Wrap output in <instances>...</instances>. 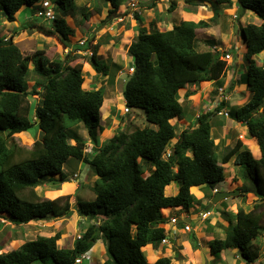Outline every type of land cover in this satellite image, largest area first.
<instances>
[{
  "label": "trees",
  "instance_id": "1",
  "mask_svg": "<svg viewBox=\"0 0 264 264\" xmlns=\"http://www.w3.org/2000/svg\"><path fill=\"white\" fill-rule=\"evenodd\" d=\"M39 1L0 0V19L14 23L22 8ZM68 1L54 0L64 17L70 10L66 8ZM124 1L101 0L107 6L106 22L116 16ZM155 1L152 0V7ZM223 2L231 8V0L216 1ZM236 3L241 11H251L261 21L258 26L249 24L239 29L247 63V71L239 83L248 87L251 98L232 107L221 101L213 110L200 114L196 126L182 129L178 137L176 123H171L173 119L177 122L185 119L178 92L206 82H215L219 89L228 72L227 62L222 59L228 52L217 49L200 52L197 48L195 31L209 28V22L183 21L163 32L138 27L126 50L134 72L126 77L122 96L126 107L144 111L147 122L155 128L116 133L99 147L96 144L98 132L103 131L104 95L100 88H83L82 65H70L79 55L70 52L64 60H49L44 50H37L24 56L14 44L13 35L5 39L0 34V218L20 227L50 216L70 218L76 212L88 224L79 225L80 238L74 240L72 248L58 245L65 234L61 230L0 253V264H75L99 240L105 244L102 264H172L167 257L152 262L145 251L148 246L159 248L166 238L163 226L166 218L161 211L168 208L188 211L201 206L202 201L191 193V188H218L225 181V166L230 163L239 169L241 185L236 189L239 190L236 197L251 194L256 201L251 209L238 207L234 218L224 205L220 216L228 224L224 228L225 238L210 241L208 252L220 258L224 251L237 249L245 264H254L261 257V249L254 241L264 231V65L258 66L254 56L264 51V0ZM174 9L172 4L168 10ZM185 11L193 13L192 9ZM89 15L83 14V19L88 20ZM216 17L214 12L210 21L215 23ZM1 24L0 20V28ZM21 28L55 37L65 48L71 45L70 37L74 34L64 18L57 16L47 23L35 15ZM93 42L94 37L90 36L82 45L79 42L73 45V50L89 52L86 63L95 75L112 82L121 67L113 65L112 70L105 65L98 54L103 44L92 45ZM213 45L214 42L210 47ZM31 73L35 81L29 89ZM190 95L185 93L184 97ZM34 96H38V101L33 105L29 100ZM224 108L230 119L246 126L248 136L256 140L260 158L255 159L240 140L220 154L217 152L211 135L212 120ZM219 123L223 125V121ZM74 126L87 130L94 145L90 152H86L85 142L70 130ZM34 127L42 132V141H34L29 150L14 143L13 135ZM174 139L176 142L172 144ZM167 150L169 156L164 157ZM70 161L90 166L97 178L93 184L95 199L74 200L72 206L66 203L61 207L60 199H44L36 189L65 181L64 167ZM145 172L147 177H143ZM172 183H177L179 190L167 196L165 188ZM203 210L209 211L205 205ZM189 242L193 250L198 249L194 235Z\"/></svg>",
  "mask_w": 264,
  "mask_h": 264
},
{
  "label": "rangeland",
  "instance_id": "2",
  "mask_svg": "<svg viewBox=\"0 0 264 264\" xmlns=\"http://www.w3.org/2000/svg\"><path fill=\"white\" fill-rule=\"evenodd\" d=\"M69 1L66 2V8L70 9L71 11H68V16L66 17L63 16V11L57 7V5L54 3V0H40L34 5L22 8L16 14L14 23H7L3 18H1L0 20L2 24L0 28V34L1 37L5 39H8L13 35L14 44H16L24 56H31L37 50H44L45 56L49 60H64L70 52H72V55H79L80 58L71 62L70 65H82L84 73L83 88L89 89L90 86H94L95 88H100L104 95V109L101 113V125L103 127V131L101 133L98 132L97 134V147H99L104 141L108 140L116 133L124 132L131 134L135 129H143L145 127L155 128V126L150 125L147 122L144 111L131 108L129 112H124L126 105L122 96V90L126 77L130 75L129 69L131 68V62L130 58L126 54L127 47L124 48L123 45H127L134 38L138 27H143L148 32L167 31L173 26L179 25L181 23V10L185 13H188L185 11V9H197L199 14L202 12V15L198 14V22L199 20L207 21L209 22L210 26L212 25L214 27L209 32L210 34L212 33V36L216 35L219 27L222 29L223 35L220 37L216 35L220 41L216 43L214 42L216 47L213 49H219V51L230 53L232 60L227 61L229 71L225 74V76L228 74L232 77L236 76V78H238L237 76H241L247 71V63L245 61L246 48H244L245 43L241 39L239 29L245 24L259 25V18L251 11L245 10L239 13V11L235 10L237 9L235 6L230 9L227 2L216 3L217 0H156L154 2V7H152L151 4L152 0H125L118 8L115 14L116 16L113 17L109 22L104 20L107 6L104 5L101 0ZM231 1L232 3L237 2V0ZM46 3L48 5L47 7L53 10L54 16H57L58 18H64L67 26L74 31L73 36L70 37L71 45L68 46V48H65L60 42L56 40L55 37H46L37 32H32L31 30H21L22 25H24L27 20L31 19L37 14L39 7L44 8ZM134 4L136 5V8L131 6ZM172 4L175 6V9L172 12H169L168 9ZM214 12L217 13V18H219L218 23H220V25L210 21V19L214 16ZM85 13H90L88 20L83 19V14ZM235 14L237 15L236 18H234ZM135 16H138L139 19L136 20ZM119 18L120 20H118ZM86 21H88V24ZM183 21L187 22L186 20ZM190 21L191 20H189V22ZM49 22L50 21H47V23ZM90 36L94 37V42L92 45H95L96 42L104 45L109 44L107 48L102 46L98 49V54L102 56V62L112 70L113 65H120L121 67V70L116 72L114 75L112 82L105 76L95 75V72L86 63V57L89 56V52H76L73 50V45L78 44L80 41H86ZM204 37L205 36L200 33L197 35V48L203 47L205 50V47L201 45L203 42L202 39ZM109 40L112 41L109 43ZM256 57V61L261 62L259 55ZM31 68L32 66H30V69ZM224 80L225 79L221 80L222 84L224 83ZM34 81L35 76L31 73L28 77L29 89H31ZM237 81L238 79L230 81L228 88L222 93L218 92V86L216 84L214 85L213 82L211 84L209 83L210 86L209 84L205 85L204 83H201L199 85L187 86L185 89L180 90L178 92V96L179 101L183 106L185 119L178 122L176 119L171 120L172 124L176 123V137L179 136L182 129L192 125L196 126L197 123L195 120L197 117L206 111L213 110L219 101L223 100L224 102L228 103V107L237 105L239 106L245 102L247 99L246 96L243 95L245 90L237 89L235 92H232L233 88H235V83L238 84L236 86L240 85V83ZM185 93H192V95H190L188 98H185ZM29 101L34 105L38 101V96L30 98ZM222 118L225 117L217 115V117L213 118V128L211 130V135L214 138V143L217 144V152L219 154L224 150L233 147L236 141L240 140V138L235 139L237 133L242 134V131H237V133L234 132L235 135H232V138H230L228 134H225L219 122H224L226 118ZM229 125H232V123ZM70 130L85 142L86 152H90V149H92L94 145L88 135L87 130L81 126H74ZM244 131L246 132V129H244ZM223 135H226L224 140H222ZM42 136V132L34 127L26 133L15 134L12 137L14 139V143H16L19 147L29 150L32 148L34 141H42ZM245 137L246 135L244 138ZM228 139H230V144L225 147L224 141L227 142ZM245 139L249 138L246 137ZM175 142L176 139L171 141L172 144ZM70 143L72 144L73 141L71 140ZM15 160H18V158ZM232 169L235 171L234 166L226 165L224 175L225 180H228V178L232 177V181L230 183L228 182V185L229 189L234 190L240 187L241 182L238 180V173L235 174ZM237 171L238 170L236 169V172ZM64 172L66 174L65 181L58 183L56 182V184L41 185L36 189L38 195L48 200L60 199L62 205L61 207H63V205L66 203H70V206H72L74 200L90 202L95 199L93 184L97 178L93 175L90 166L84 162L70 161L64 167ZM147 176L148 172H145L143 177ZM226 183L227 181L220 183L218 188L222 191L226 190ZM170 186H174L176 190L178 188L177 183H172ZM191 191L192 193H195V197L200 196L199 189H192ZM204 191L207 193L209 192L207 188H205ZM171 192V195H173L172 188H170L168 193L170 194ZM236 196L230 197L225 201L228 203V206L232 205L234 207V205L237 204L241 205L242 207H248V209L253 207L255 201V197L253 195L249 194L246 197ZM216 209L217 212H220V210L223 209L220 202L213 205L212 209L209 211L214 215ZM227 209L229 210V208ZM190 210H193V213L195 212L194 208H191ZM232 211H234L233 208H231L229 211L230 215L232 216L231 218L234 217V215L231 214ZM173 213L177 216L185 217V212L183 209L176 210ZM75 215L78 217L76 212L74 217L70 218H54L53 216H50L44 221H33L20 227L11 225L3 218H0V253L15 250L23 242L34 240L39 235L52 236L55 234V232L64 230L65 228L69 229V231H67L69 236L72 232L71 225L74 224V218L76 217ZM195 217L196 216L193 218ZM224 223L227 225L226 221H224ZM190 224L193 223L190 222ZM79 227V224H77L76 229L80 230ZM64 237H67L66 234ZM222 237L224 238L223 231L216 230L214 238L220 239ZM61 238H63V235ZM61 243V246L71 245V242L65 240L61 241ZM255 243L261 249V253L264 252L263 230L260 231L258 237L255 239ZM201 248L206 251V243H201ZM230 251L232 250H226L223 252L226 253L224 257L226 258L228 264H231L230 261L234 259V257L236 258V255L229 254ZM90 256L92 255L88 254L86 259H83V264L90 263ZM238 257L241 261H243L240 255ZM213 258V256H208L204 264H218V262L213 261ZM185 260L188 261L186 262L188 264L191 262L194 264H203L198 250L189 251ZM97 262L100 264L101 260H98ZM222 262L223 261H221V263ZM172 264L177 263L175 260H172Z\"/></svg>",
  "mask_w": 264,
  "mask_h": 264
},
{
  "label": "crops",
  "instance_id": "3",
  "mask_svg": "<svg viewBox=\"0 0 264 264\" xmlns=\"http://www.w3.org/2000/svg\"><path fill=\"white\" fill-rule=\"evenodd\" d=\"M234 6L237 8L235 10L236 11H239V13H240L241 10L238 8L237 3H232L230 9H232V7H234ZM192 11H193V13H185L184 11L181 10V12H182L181 22L183 20H186V21L191 20L192 22L193 21L194 22H198L197 18H198V16L200 14L202 15V12H200V14H199V11L197 9L196 10H192ZM213 15H214V13H213ZM218 19L219 18L216 17V21L217 22H215V24L220 25V23H218ZM118 20H120V18ZM258 22H259L258 24L260 25V23H261L260 19H259ZM86 23L88 24V21H86ZM246 26L247 25L245 24L242 27H246ZM213 28L214 27L211 25L209 28H206V29H197L195 31L196 38H197V35L199 33L200 34H203L205 36L202 39L203 42L201 43V45L205 47V50L203 49V47L202 48H198V50L200 52L208 51V50L213 49L214 47H216V45H213L212 48H211L210 47L211 46L210 43H213V42L216 43V42L220 41V39L216 35H218L219 37L222 36L223 35L222 29L219 27L218 30H217L218 32L216 33V35L212 36V33L210 34L209 32ZM223 31H225V30H223ZM110 41H112V40H109V43H110ZM131 41L127 45H125V46L123 45V47L124 48L125 47L128 48V46L130 45ZM197 45H198V42H197ZM102 46L104 48L105 47L107 48L109 46V44H107V45L106 44L105 45L103 44ZM244 48H246V46ZM256 56H254V59H255ZM259 59L261 60V62H259V61L257 62L256 59H255V62L257 63L258 66H263L264 65V51L259 54ZM241 76H237L238 78H236V76L232 77V76H230V75L227 74V76H225L223 78V79H225L224 80V83L220 86L219 89L217 88L218 89V92H219L220 89H223V90L227 89L228 86H229L230 81H233V80L238 79L237 82H239V79H240ZM209 83L211 84L212 82H206L204 84L207 85ZM210 84H209V86H210ZM213 84L215 85V82H213ZM236 85H238V84L235 83V88H233V91L232 92H235L237 89L245 90L243 95L246 96L247 99H246L245 102L242 103V104H244V103H246L251 98V92H249V89H248V87L246 85H243V84H240L239 86H236ZM249 93H250V96H249ZM221 101H219L218 104ZM222 111H227V109L224 108ZM222 119H225V118H222ZM186 123H188V122H186ZM230 123H232V125H229ZM221 128H222V130L224 131L225 134H228V136L230 138H232V135H235L234 132L237 133V131H242V134L237 133V136H236L235 139H239L240 138V141H242L243 145L246 146L250 150V152L252 154H254L253 157L255 159L260 158V151H259V147H258V145L256 143V140L254 138H251V137L248 136L247 128H246V126L244 124H242V123H236L232 119L226 118V120L223 122V125H222ZM244 129H246V132L244 131ZM245 135L249 139H245L246 138V137L244 138ZM225 136L226 135H223L222 140H224V138H226ZM229 141H230V139H228L227 142L224 141L225 142L224 143L225 144V147L230 144ZM230 165L231 166H234L232 163H230L229 166ZM234 167H235V171H233V169H232V171L236 174V173L239 172V169L236 166H234ZM236 169L238 170L237 172H236ZM231 179H232V177L231 178H228V180H225V181H227L226 188H225L226 190H223V191H237L236 190L237 188L234 189V190L229 189V185L228 184L232 181ZM170 188H172L173 195H175V194H177V192L179 190V185H178L177 190H176V188L174 186L173 187H171L170 185L167 186L165 188V195H167V196H173V195H171L172 192L170 194L168 193L170 191ZM205 188H206L205 186H199V187H193V188H191V190L192 189H199L200 190L199 191L200 192V196H198L196 198L197 199H200L202 201V205L201 206H197L196 208H194L195 209V212L194 213H193V210L192 211L191 210H188V211H185L184 210L185 217H181V216H177V215H175L173 213L176 210H180L181 208H173V209L168 208V209H163L162 211H164V212L161 211L162 215L167 220L166 223H165V225H163V226H164V229H165V232H166V238L168 239V242L166 244H164V245L161 244L160 247L157 248V249H153L150 246H148V249L145 250V251H146V255L148 256V258H150L152 260V262H154L155 260H157L160 257H167V258H169V259H171L173 261L175 260L177 264H188V263H186L188 261L185 260L186 259V255L188 254L189 251H192L193 250L192 247H191V243L189 242V239H190V236L191 235H194L195 236L196 243L198 245V249L197 250L199 252V255H200L201 259H202V257H205V262H206L208 256H211L208 253L209 242L212 241L213 239H216V238H214L215 231L216 230H222L223 231V236L225 238V234L226 233L224 231V228L228 224L226 225L224 223V220L220 216L221 212H223L224 209H225L224 208L225 207L224 205H226L227 208H229V210L226 208V210L228 212L230 211L231 208H233L234 211H232L231 214L234 215V216L236 214L237 208L238 207H242V206L241 205H237V204L234 205V207L232 205L228 206V203L225 202L228 199H226V200L220 201V204H221V206L223 208L222 210H220V212H217V209H216V212H215L214 215L210 211L205 212L203 210V206L205 205L207 207V205L210 203V201H211V199H212V197L214 195L213 192H212V189L207 188L208 191H209L207 193V192L204 191ZM216 189H218V192L222 191L219 188H216ZM191 193H192V191H191ZM192 194L195 196V193H192ZM255 201H256V198H255ZM211 209H208V210H211ZM194 216H196V217L193 218ZM73 217H74V215H73ZM172 217H176L178 219V222L175 225H172L171 222H170V220H169ZM85 221L86 220L84 218H81L79 216L78 217L76 216L74 218V224L71 225V228H72L71 229V231H72L71 234L68 236L67 231H69V229L68 228H65L64 230H65V234H66L67 237H64L65 234H63V238L60 239L61 241L65 240V241L71 242V245H69V246L62 245V246L67 247V248H72L73 247L74 240L77 238V235H80L79 234V230L76 229L77 228V224L83 225V226H87L88 224L87 223H84ZM99 221L100 220H97V222H99ZM93 222L94 221H92V223ZM190 222H192L193 224H190ZM220 224L222 225L221 227L219 226ZM185 227H189L190 228L189 231H186L185 230ZM45 237H50V236H45ZM224 238L222 237L220 239H224ZM60 240L58 242V245L59 246H61V244H62ZM203 242L206 243V245H207V250L206 251H204L201 248V243H203ZM197 250H195V251H197ZM230 250H232V251H230L229 254L236 255V258L234 257V259H232L230 261L231 264H245L244 261H241L239 259L238 256L240 254H239V251L237 249H230ZM89 254L92 255V256H90L91 259H90V263L89 264H93V263L98 264V262H97L98 260H101V263L100 264H102L103 261L105 260V257H104V254H105V244H104V242L102 240H99L97 242V244L92 248V250H91V252ZM224 255H226V253H222L220 255V258H216V257L213 258V261L214 262L215 261L218 262V264H228L226 258L224 257ZM175 256H177V257H175ZM221 261H223V262L221 263ZM81 264H83V262ZM189 264H194V263L191 262ZM254 264H264V252H262L261 257Z\"/></svg>",
  "mask_w": 264,
  "mask_h": 264
},
{
  "label": "built area",
  "instance_id": "4",
  "mask_svg": "<svg viewBox=\"0 0 264 264\" xmlns=\"http://www.w3.org/2000/svg\"><path fill=\"white\" fill-rule=\"evenodd\" d=\"M47 3L44 5V8L40 7L42 10H39L36 14V17H39V18H43L45 21H50V20H53L54 18V14H53V10L48 8L47 7ZM133 8H136V5H131ZM234 18H236V16H234ZM82 44V42H81ZM223 60H225L226 62L227 61H231L232 60V56L230 55V53H225V55L222 57ZM129 73L132 74L133 73V68H130L129 69ZM224 90L223 89H220L219 92L222 93ZM125 113L129 112V109L128 108H125L124 110ZM220 116H224V117H227L228 114L227 112H224V111H221L219 112ZM169 156V152L165 155V157ZM217 192V189H213V193H216ZM171 224L172 225H175L177 222H178V219L176 217H172L169 219ZM189 227H185V230L186 231H189ZM80 238V235H77V239ZM168 242V239L167 238H164L162 241H161V244L164 245ZM87 257V254L81 258H78L75 260V264H80L81 263V260L82 259H86Z\"/></svg>",
  "mask_w": 264,
  "mask_h": 264
},
{
  "label": "water",
  "instance_id": "5",
  "mask_svg": "<svg viewBox=\"0 0 264 264\" xmlns=\"http://www.w3.org/2000/svg\"><path fill=\"white\" fill-rule=\"evenodd\" d=\"M239 194V191H220L213 195L210 203L207 205V209H211L213 205L220 201L226 200L230 197H234ZM202 262L205 263V257H202Z\"/></svg>",
  "mask_w": 264,
  "mask_h": 264
},
{
  "label": "clouds",
  "instance_id": "6",
  "mask_svg": "<svg viewBox=\"0 0 264 264\" xmlns=\"http://www.w3.org/2000/svg\"><path fill=\"white\" fill-rule=\"evenodd\" d=\"M235 16H236V15H235ZM236 17H237V16H236ZM81 42H82V41L79 42L80 45L83 44V42H82V44H81ZM89 54H90V53H89ZM227 66H228V64H227ZM228 71H229V66H228ZM133 72H134V69H133ZM130 75H132V74H130ZM222 101H223V100H222ZM126 108H128V107H126ZM128 109L130 110V108H128ZM224 112H227V111H224ZM227 114H228V113H227ZM219 116H220V115H219ZM223 117H224V116H223ZM225 118H229V116H227V117H225ZM168 152H169V150L166 151V153L164 154V157H165V155H166ZM214 189H216V188H214ZM212 192H213V189H212ZM217 192H218V189H217ZM217 192H216V193H217ZM216 193H213V194H216ZM166 221H167V220H166ZM76 239H77V238H76ZM87 255H88V254H87Z\"/></svg>",
  "mask_w": 264,
  "mask_h": 264
}]
</instances>
